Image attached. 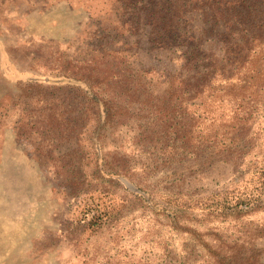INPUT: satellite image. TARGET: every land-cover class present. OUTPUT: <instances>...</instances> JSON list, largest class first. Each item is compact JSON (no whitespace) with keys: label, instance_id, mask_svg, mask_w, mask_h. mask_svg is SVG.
Wrapping results in <instances>:
<instances>
[{"label":"rangeland","instance_id":"rangeland-1","mask_svg":"<svg viewBox=\"0 0 264 264\" xmlns=\"http://www.w3.org/2000/svg\"><path fill=\"white\" fill-rule=\"evenodd\" d=\"M146 2L0 0V264H264V92L209 37L264 0Z\"/></svg>","mask_w":264,"mask_h":264},{"label":"trees","instance_id":"trees-1","mask_svg":"<svg viewBox=\"0 0 264 264\" xmlns=\"http://www.w3.org/2000/svg\"><path fill=\"white\" fill-rule=\"evenodd\" d=\"M128 1V0H127ZM150 5L155 0H146ZM248 0H174L176 4H186L197 2L212 6L219 4V8L232 9L237 5L246 3ZM135 7V5H132ZM180 10V11H179ZM164 15L159 21L151 25L149 31V40L155 47L163 49H180L189 52L195 47V41L198 36L195 35L191 28L190 18L186 14H181L180 8H175ZM217 15V17H216ZM129 21V20H128ZM219 22L224 26V33L216 32ZM127 25L129 22L123 21ZM133 29L137 28L134 23L129 24ZM194 27V26H193ZM209 37L222 35V43L226 46L225 53L228 58L225 65L232 68L233 74L225 73L220 76L218 88L219 92L235 93L240 89L239 84L243 82L254 81L257 90L264 92V18L256 22V14H214V23ZM185 48L187 50H185ZM121 49H114L113 53L119 56ZM207 72V71H206ZM211 71L207 72V76ZM211 89V86H209Z\"/></svg>","mask_w":264,"mask_h":264}]
</instances>
